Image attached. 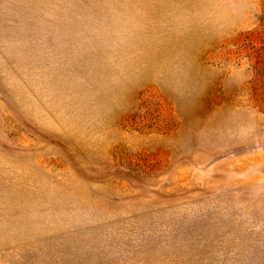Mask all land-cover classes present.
I'll return each instance as SVG.
<instances>
[{
    "label": "rangeland",
    "instance_id": "obj_1",
    "mask_svg": "<svg viewBox=\"0 0 264 264\" xmlns=\"http://www.w3.org/2000/svg\"><path fill=\"white\" fill-rule=\"evenodd\" d=\"M0 264H264V0H0Z\"/></svg>",
    "mask_w": 264,
    "mask_h": 264
}]
</instances>
